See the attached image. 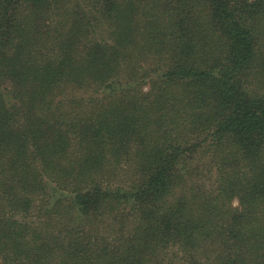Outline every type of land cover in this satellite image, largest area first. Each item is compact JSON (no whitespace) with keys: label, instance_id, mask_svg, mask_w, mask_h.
Returning <instances> with one entry per match:
<instances>
[{"label":"trees","instance_id":"16d2710c","mask_svg":"<svg viewBox=\"0 0 264 264\" xmlns=\"http://www.w3.org/2000/svg\"><path fill=\"white\" fill-rule=\"evenodd\" d=\"M0 264H264V0H0Z\"/></svg>","mask_w":264,"mask_h":264},{"label":"rangeland","instance_id":"374dc122","mask_svg":"<svg viewBox=\"0 0 264 264\" xmlns=\"http://www.w3.org/2000/svg\"><path fill=\"white\" fill-rule=\"evenodd\" d=\"M233 204H234V205H237V201L234 200ZM30 215H33V214L31 213Z\"/></svg>","mask_w":264,"mask_h":264}]
</instances>
